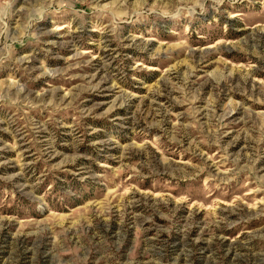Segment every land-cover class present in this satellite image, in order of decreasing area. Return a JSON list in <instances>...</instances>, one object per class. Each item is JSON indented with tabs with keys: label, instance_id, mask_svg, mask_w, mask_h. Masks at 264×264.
Segmentation results:
<instances>
[{
	"label": "rangeland",
	"instance_id": "rangeland-1",
	"mask_svg": "<svg viewBox=\"0 0 264 264\" xmlns=\"http://www.w3.org/2000/svg\"><path fill=\"white\" fill-rule=\"evenodd\" d=\"M0 264H264V0H0Z\"/></svg>",
	"mask_w": 264,
	"mask_h": 264
}]
</instances>
